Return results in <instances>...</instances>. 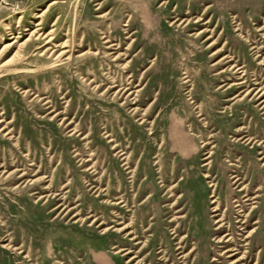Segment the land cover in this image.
I'll return each instance as SVG.
<instances>
[{"label": "rangeland", "instance_id": "1", "mask_svg": "<svg viewBox=\"0 0 264 264\" xmlns=\"http://www.w3.org/2000/svg\"><path fill=\"white\" fill-rule=\"evenodd\" d=\"M0 264H264V0H0Z\"/></svg>", "mask_w": 264, "mask_h": 264}, {"label": "bare ground", "instance_id": "2", "mask_svg": "<svg viewBox=\"0 0 264 264\" xmlns=\"http://www.w3.org/2000/svg\"><path fill=\"white\" fill-rule=\"evenodd\" d=\"M12 33V32H11ZM181 128V127H180ZM198 245H199V243H198Z\"/></svg>", "mask_w": 264, "mask_h": 264}]
</instances>
